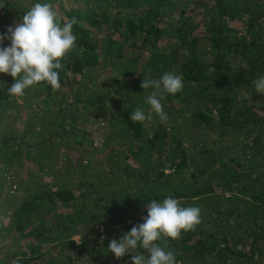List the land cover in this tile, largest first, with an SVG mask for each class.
I'll return each instance as SVG.
<instances>
[{"label": "trees", "instance_id": "1", "mask_svg": "<svg viewBox=\"0 0 264 264\" xmlns=\"http://www.w3.org/2000/svg\"><path fill=\"white\" fill-rule=\"evenodd\" d=\"M35 3L76 17L77 39L59 90L17 98L0 73V264H131L109 242L167 197L201 210L168 239L177 264H264V0H0V34ZM110 66L122 75L97 81ZM169 71L184 87L162 100L167 122L133 123L150 111L144 77ZM98 114L104 146L72 137Z\"/></svg>", "mask_w": 264, "mask_h": 264}, {"label": "clouds", "instance_id": "2", "mask_svg": "<svg viewBox=\"0 0 264 264\" xmlns=\"http://www.w3.org/2000/svg\"><path fill=\"white\" fill-rule=\"evenodd\" d=\"M77 23L76 17L61 22L50 3H35L21 22L8 26L0 34V73L11 75L15 81L7 88L9 95L21 98L26 89L40 82H47L53 90L61 88L58 70H63L62 61L76 46L73 26ZM6 39L10 45L5 47ZM253 83L255 91L264 94V76ZM141 87L153 89L146 97L150 111L146 114L142 108L134 109L130 113L131 121L144 123L155 113L162 123L167 122L162 100L165 94L183 91L182 77L170 71L160 79L144 77ZM146 207L143 223L133 225L119 239L113 238L108 245L109 252L118 260L130 254L131 264H177L175 253L167 249L168 239L176 240L182 231L195 230L201 222L200 208L182 207L172 197L162 202L153 199Z\"/></svg>", "mask_w": 264, "mask_h": 264}, {"label": "rangeland", "instance_id": "3", "mask_svg": "<svg viewBox=\"0 0 264 264\" xmlns=\"http://www.w3.org/2000/svg\"><path fill=\"white\" fill-rule=\"evenodd\" d=\"M191 7H192V3L190 2L189 6H188V9L191 8ZM173 8L174 7H172V9ZM172 9H167V10H172ZM54 10L57 12L58 16L63 15V10L60 7V4H58V5L55 4ZM14 21L17 22V20H14ZM111 73L120 75L121 71L116 69V66L115 67L114 66L113 67L110 66V70H108L107 72H103V73L101 72V74H99L97 76V81L103 79V77L110 76L109 74H111ZM94 81H96V80H94ZM24 100L26 101L25 106L27 108H29L30 110H31V107H33L34 109L36 108V111L41 114V110H42L43 107L41 105H39V104H42V103H39L40 101L38 99L34 100V98H31V96H30V98L27 97V98H24ZM29 101H31V107L27 105V103ZM12 110H14V109H12ZM10 112H12V111L10 110L8 112V114ZM8 114H7V117L5 118V120L3 121L4 126L9 124V123H11V121H12V124L21 123L20 117L19 118H14L12 116H9ZM35 121H36V123L40 122L38 119H36ZM107 121L108 120L103 118L102 116H100V114H98L96 117L92 116L87 121V122L90 123L88 126L91 129H93L92 132L91 133H83V132H80V131H74L73 133H75V134L72 135V137H74L76 140L81 139V140H84V142H88V143L93 142L94 146H100V147L104 146L103 145V140H102V137H103L102 134H103L104 129L106 127ZM0 219H2V220L4 219L5 223H8L9 220H10V216H9V214L6 213V211L3 210V213L0 214ZM74 237L76 239H78V240L80 239V236L78 234H76Z\"/></svg>", "mask_w": 264, "mask_h": 264}]
</instances>
